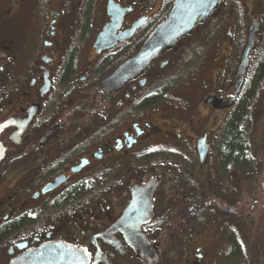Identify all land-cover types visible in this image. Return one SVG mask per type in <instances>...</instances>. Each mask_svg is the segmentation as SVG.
I'll list each match as a JSON object with an SVG mask.
<instances>
[{
	"label": "flooded vegetation",
	"instance_id": "af4514ba",
	"mask_svg": "<svg viewBox=\"0 0 264 264\" xmlns=\"http://www.w3.org/2000/svg\"><path fill=\"white\" fill-rule=\"evenodd\" d=\"M173 1L0 0V264L53 244L76 246L89 263L144 264L112 224L131 199V187L150 179L157 185L140 231L156 244L160 264H174V235L183 229L195 192L213 193L196 207L198 221L220 230L233 228L231 220L219 219L239 211L229 210L235 207L229 180L235 147L252 150L260 174L253 181L258 188L252 204H264V107L253 114V92L264 70L259 67L253 75L256 35L247 63L238 68L248 24L260 20L263 29L264 0H244L251 7L248 12L239 5L241 0H218L206 18L176 40L212 18L209 29L214 27L217 36L225 24L231 35L225 49L231 50L236 17L249 20L228 53L234 56L226 67L218 54L210 56L215 66L212 92L202 96V104L222 110L223 116L210 120L211 129L200 128L192 140L185 139L183 117L177 122L168 114L161 121L175 128L163 129L162 143L152 148L143 144L151 129L159 131L161 126L138 117L137 111L167 98L164 90L151 94L145 89L151 80L159 84L164 79L173 45L122 81L103 83L139 51ZM201 137L208 149L202 164L196 151ZM211 137L217 139L216 150ZM189 141L194 142L196 165L194 157L185 155ZM219 148L231 149L221 178ZM209 183H218L217 189L209 190ZM205 254V246L197 241L191 258L188 254L184 262V256L177 257L182 264H202Z\"/></svg>",
	"mask_w": 264,
	"mask_h": 264
},
{
	"label": "rangeland",
	"instance_id": "374dc122",
	"mask_svg": "<svg viewBox=\"0 0 264 264\" xmlns=\"http://www.w3.org/2000/svg\"><path fill=\"white\" fill-rule=\"evenodd\" d=\"M240 4L241 8L244 7L247 9L243 11L248 12L251 8L244 0L239 1V5ZM252 7L253 9L255 8V6ZM243 17L244 16L240 15L236 17V24L232 29L233 46L231 50L235 49L234 47L237 46V40L242 33L244 34L245 26L249 21ZM211 21L212 18L205 21L202 25L197 26L188 37L173 44L169 53L170 62L163 71L164 79H162L159 84H154L156 79L151 80L152 84L150 83L145 89V92L151 94H159V92L164 90L163 92H165L167 98L162 97L159 102L137 111L139 112L138 117L141 116L161 126L159 131L151 129L153 132L147 139H144L146 140L143 143L144 146H150L152 148L153 144L158 145L162 143L160 141L162 140L161 137L164 135L163 129L168 128V126H173V129L175 128V124L169 123L168 120L165 122L161 121L165 115L167 116L170 114V116H167L168 119L176 120L177 122L183 117V132L187 137H185V139L188 140H192L191 138L201 131L200 128L211 129V121L214 120L216 116H223L222 110H215L213 108L211 110L209 106H204L202 104V96L212 92L211 84L214 77L213 69L215 66L210 56L218 54L221 58L220 61L226 63L225 67L228 65V61L233 58L232 56H234V53H232L230 58L228 53L231 50L225 49L227 45H230L229 39L231 38V35L227 33L225 24L221 25V33L219 32L217 36H214V27L213 29H209ZM207 29L209 33L204 36ZM222 46H224V48H222ZM252 61L255 62V65H253V75L256 70V73H259V67H263L264 69V29L258 31L256 34V48L252 52ZM260 61H263V63H260ZM253 93L255 95L253 99V114H255L257 113L258 107L261 105L264 107V70L258 80V88ZM224 113L226 114V110H224ZM208 120L209 122H207ZM195 124H197L198 127H193ZM261 134L263 135L264 132H261ZM214 140L213 149L216 150L217 139ZM188 145L189 148L185 155L189 158L194 157V164L196 165V152L193 147L194 142L190 143L189 141ZM176 148L179 147L176 146ZM184 149H186V147ZM217 153L218 157H222L220 154H225V151L219 148L217 149ZM247 164L249 171L245 169L241 174H238L235 169L232 173L230 171L232 179L229 180L230 182L232 181V189L234 190L232 191V204H234L236 212L237 210L239 211L235 215H224L219 221H222V219L231 220V226L238 231L239 239L241 242H244L245 245L247 244V250L250 252L251 248L255 247V245L259 250H264V204L261 205V200H257L252 204L253 196L258 188L253 181L254 179L258 180L260 174H258V171L256 172V162ZM195 165H193V167ZM218 167L219 171L217 176L221 178L225 173V162L220 159ZM208 176V179L212 180V175H206V177ZM225 184H222L218 188V191L222 192ZM208 185L211 187V183ZM217 185L218 183L213 184L209 190L215 191ZM205 192L206 190L200 191L199 195L198 192H195L193 194V199L197 198L200 203L211 200L213 193L210 191L205 194ZM251 204L253 206H251ZM226 220L225 222H228ZM203 223L204 222L197 220L196 222L195 220L189 221L186 218L185 224H182L183 229L186 228V230L183 231L182 228H177L179 233L174 235L175 243H172V258L170 261L174 262V264H182V260L186 262L188 254L190 258L192 257V246L199 241L206 249L205 261L202 264H211L212 261H214L213 264H236L237 261L235 256L234 258L232 256H227V251L231 248V241H227V237L224 238L227 228L220 230L217 227H211L209 223ZM233 228L232 230H234ZM184 247L185 250H183ZM179 254L185 258L181 257L182 260H179L177 257ZM249 254H251V252ZM262 259L264 263V253L262 254Z\"/></svg>",
	"mask_w": 264,
	"mask_h": 264
},
{
	"label": "water",
	"instance_id": "95a60500",
	"mask_svg": "<svg viewBox=\"0 0 264 264\" xmlns=\"http://www.w3.org/2000/svg\"><path fill=\"white\" fill-rule=\"evenodd\" d=\"M218 0H174L171 8L148 34L142 42L139 51L130 58L122 61L103 83L114 80L122 81L130 73L143 67L149 59L165 48L173 45L177 39L190 33L195 25L206 18L217 4ZM260 20H252L247 26L246 41L243 46L238 68L242 69L248 61V53L254 47L255 35L261 29ZM162 65V63H161ZM196 151L199 163L202 164L207 155L205 137L197 140ZM156 180L150 179L141 185L131 187V199L124 207L121 216L112 228L121 230L130 245L135 249L144 264H160L156 244L151 243L140 231V225L149 214L151 193L156 187ZM231 212H236L235 207H230ZM70 256L71 264L89 263L88 256L74 245H49L40 246L28 253L20 254L12 258L8 264H68Z\"/></svg>",
	"mask_w": 264,
	"mask_h": 264
},
{
	"label": "trees",
	"instance_id": "16d2710c",
	"mask_svg": "<svg viewBox=\"0 0 264 264\" xmlns=\"http://www.w3.org/2000/svg\"><path fill=\"white\" fill-rule=\"evenodd\" d=\"M264 29V26H263ZM225 151V154H220L219 157L221 160L225 162V168L227 170V166L229 165L228 158L231 153V149L229 148H222ZM235 152V170L237 171L238 174H241L242 171H245V169L248 166V161L249 162H254V154L250 148L247 147H235L234 149ZM199 200L193 199L191 204L187 208V212L185 214V217L189 221L197 220L198 221V215L196 216V207L202 205L203 203L198 202ZM204 210L207 212L208 208L207 206H203ZM211 213H213L211 210H209ZM203 212V210H201ZM232 229V228H231ZM227 229L226 234H227V241H231V248L229 251H227V256L229 254H233L236 257V264H264L263 259H262V254L264 253V250H259L258 247H253L251 248V254L247 250V244L245 245L244 242H241L239 239V234L238 231L233 228L234 230ZM233 232V233H232ZM234 234V235H233ZM251 244V243H250ZM253 251V252H252Z\"/></svg>",
	"mask_w": 264,
	"mask_h": 264
}]
</instances>
